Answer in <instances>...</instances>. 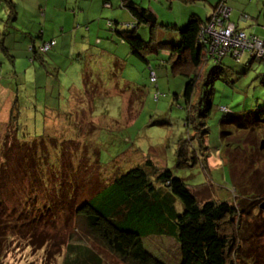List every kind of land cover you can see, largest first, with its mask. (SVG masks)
<instances>
[{
    "label": "trees",
    "instance_id": "16d2710c",
    "mask_svg": "<svg viewBox=\"0 0 264 264\" xmlns=\"http://www.w3.org/2000/svg\"><path fill=\"white\" fill-rule=\"evenodd\" d=\"M166 1L171 5L173 0ZM178 1L184 4L206 2V0ZM1 2L6 4L4 10L6 21L2 23L0 30V50L9 66L7 72L1 74L0 63V110L4 103L8 105L9 127L3 121L0 122V264L11 247L10 240L16 237L11 231L19 229V232L24 231L25 235L28 234L27 230L39 228L42 223L57 226V221L63 215L66 223H74L78 229L73 228V231L78 233H70L72 237L65 242L62 264H108L104 258L107 256L117 259L122 264H166L148 249L146 240L154 237H165L175 241L180 252L176 264H264L263 249L261 253H257L259 251L251 247L256 244L258 238L264 237V217L259 213L258 200L254 203L249 202L248 199L251 198L241 194L243 196H240L238 202L245 205L248 201L243 210L226 200H206L201 203L183 180L175 178L167 169H156L149 158L143 157L141 165L116 175L105 173L100 164L99 153H94L96 148H93V158L88 156L86 150L91 145L95 132L86 136L83 133L86 130L84 125L86 123L81 124L75 118L87 109H91L93 113L94 99H99L102 95L109 97L114 91L118 94L124 91L119 87L122 78L118 73L120 68L123 69L126 57L111 52V49L108 51L100 48L96 52V55L100 54L98 59L102 58L103 66H106L104 63L106 61L114 63L112 72L104 71L105 68L102 70L104 75L109 73L111 79L109 86L114 91L107 90V83L102 82L100 73L91 71L93 59L91 54L87 56L89 52L87 48H80L65 41L64 33L46 39V33L41 34L39 28H23L21 21L16 19V6L12 0ZM119 2L120 7L132 20L123 25L125 29H117L118 38L133 56L146 62L144 56L146 53L158 55L159 51L167 52L162 63L167 65L173 76H182L185 79L182 97L189 107V112L198 117L197 123L202 126L214 107L211 97L223 72L230 70L235 76L242 74L233 70L231 66L223 65L224 58L237 63L242 56L235 58L233 52L227 50L219 58L217 50L214 53L209 51L211 39L204 33L216 8L220 4L227 7L225 0H218L214 5L207 2L211 9L204 8V19L199 12L191 8L185 27L182 30L172 27L178 36L176 44L156 40L158 23L150 10L133 0ZM259 2L256 19H262L259 27L264 31V0ZM103 6L111 7L108 2ZM240 17L244 22L249 19L245 13ZM228 20L232 22L229 17ZM140 26L147 28L149 41L136 34L135 31ZM9 27L15 31L23 29V35L28 38L20 47L24 52L18 50L14 55L16 57L22 53L29 55L27 65H31V68L36 66L44 76L48 73L47 67H50L45 55L48 52L61 51L63 47L68 48L64 53H68L66 57L70 61L69 66L78 65L75 62L84 65L81 73L82 86L79 90L71 89L63 102V107L57 104V109L52 110L55 113L47 117L49 122H43V126L50 130L41 134L34 132L33 136L29 137L25 133L27 127L23 120L25 113L23 109H26V105L23 109L20 105L21 95H24L22 92L26 90L24 84L26 72L16 71V57L10 54L13 50L5 47L6 43L3 40L6 32H10ZM235 28L245 33L236 24ZM250 35L259 39L264 38L254 34L247 36ZM248 55L250 58L245 63L246 67H250L253 59L264 60L250 55L249 52ZM51 58L52 55L48 60L52 64ZM52 71L55 82L60 71L57 66L52 67ZM151 74L154 75V79L151 78ZM202 74L204 76L200 77ZM258 75L259 84L264 88V73ZM149 79L151 83H156L155 72H150ZM124 87L126 91L130 90V93L136 94L133 101L130 98L124 104L126 105L124 117L128 119L131 114L127 123L129 126L133 125L132 117L137 112L136 105L139 107L144 86L137 83L131 89L126 85ZM139 88L142 91L138 90ZM160 96L158 92L154 93L153 100L157 101ZM260 108L258 111L244 113L243 117H236L232 121L235 124L233 130L255 132V137L259 136L261 131L264 132V105ZM226 110L220 111L228 118L231 112L227 108ZM54 116L63 118V124L59 127L49 126L55 119ZM225 122L221 121L219 126L228 125L227 121ZM98 127L99 125L97 129ZM224 133L225 130L219 129V135ZM202 139L201 136V145ZM125 142L130 143L126 138ZM130 146L135 149L134 152L130 151V154L134 153V159L138 160L140 150L133 142ZM235 146L240 144L237 143ZM184 147L183 144L180 145L177 152L180 160L178 166H184L190 161L195 164L197 162L195 155L188 154ZM251 164L255 167L254 162L251 161ZM11 183L12 186L15 184V187L22 189L19 192H25L13 194L23 196V201L17 199L16 202L21 205L15 206L12 213L6 197L9 193L7 187ZM28 184L30 190L26 191L24 187H28ZM233 190L236 192V187H233ZM262 199L264 201V198ZM176 201L182 205L180 213L175 208ZM29 233L32 235L28 239L30 243L33 242L31 246L40 245L41 249L55 239L54 235L47 234V230ZM63 241L64 239L61 242Z\"/></svg>",
    "mask_w": 264,
    "mask_h": 264
},
{
    "label": "rangeland",
    "instance_id": "374dc122",
    "mask_svg": "<svg viewBox=\"0 0 264 264\" xmlns=\"http://www.w3.org/2000/svg\"><path fill=\"white\" fill-rule=\"evenodd\" d=\"M133 1L150 10L156 16L158 23L156 40L176 44L178 36L172 27L182 30L188 22L191 8L199 12L204 19V8L211 9L209 4L206 3L209 2L210 5H214L218 0L199 1L193 4H184L178 0H173L171 5L166 0ZM78 2H81L82 7L84 6V0H78ZM114 2H117V7H115ZM225 2L227 4L226 8H229V19L233 24L238 23L239 19L241 23L236 25L242 28L245 34H254L258 37L264 36V31L259 27L262 19H256L260 5L259 0H225ZM118 5L120 6L119 0H112V7L103 9L100 17L93 20L84 17L81 20L76 19V23L79 24L78 21H80V26L73 36H76V41L81 40L82 36L85 37L89 51H87L89 53H87V56L91 54V59H93L91 71L100 73L102 82L107 83V90H112L109 86L111 79L109 73L104 75L102 70L105 68L104 71L112 72L114 63L103 61L106 63V66H103L101 64L102 58L98 59L100 54L96 55V52L100 48L108 51L111 49V52L115 51L121 57H126L123 69L120 68L118 73L122 78L119 87L124 91L118 94L112 90L114 91L113 95L109 97L102 95L99 99L96 96L98 100L94 99L95 109L93 113L91 109H87L86 112L78 114L79 117L75 118L81 124L86 123L84 124L86 130L83 132L86 136L95 132L91 145L86 150L88 156L93 158V148H96L94 153H99L100 164L105 173H115L116 175L141 165L143 157L149 158L156 169H167L175 178L183 180L195 195L197 201L201 203L206 200H226L242 210L245 209L248 201L254 203L258 200V203H261L262 198H264V150H258V145L259 141L264 139V132L261 131L257 137L254 135L255 132H236L233 130L235 124L232 121L236 117H243L244 113L261 110L260 107L264 105V88L259 84L257 78L259 73H264V60L256 61L253 59L250 67H246L245 63L250 58L248 52H244L237 63H233L227 58L223 59L224 67L231 66L233 70L242 72V74L235 76L230 70L223 72L211 97L214 107L210 112V116L204 120V124L199 126L197 123L198 117L189 112V107L182 97L185 79L182 76H173L167 65L162 63L167 52L159 51L158 55L146 53L144 54L146 62L133 56L128 47L118 38L117 29H125L123 25L126 24L128 17L130 19L129 14ZM4 10H6V4L1 2L0 30L2 23L6 21ZM242 13L249 16V19L245 22L240 17ZM51 20V17H48L49 24H53ZM9 28L10 32H6L3 40L6 43L5 47L13 50L10 53L13 55L17 54L18 50L24 52L20 47L28 38L23 35V29L15 31L11 27ZM46 31V39L52 38L54 35L53 26L50 25ZM135 32L143 40L149 41L150 36L146 27L140 26ZM71 40L69 38L68 42L71 43ZM66 50L68 48L63 47L61 51H52L45 55L46 62L50 66L47 67L48 73L45 76L36 66L31 68V65H27L29 55L23 53L17 55L18 57L14 55L16 57V71L21 72L24 70L26 72L27 83L24 82L26 90L22 92L24 95H21L20 105L22 109L26 105V109H23L25 111L23 120L27 127L25 133L28 137L33 136L34 132L41 134L49 131L50 128L44 127L43 122H49L47 117H51L55 113L52 110L57 109V104L63 107V102L69 96L71 89L79 90L82 86L81 73L84 65L75 62L78 65L75 67L69 66L70 61L66 57L68 53H64ZM50 55H52L50 59L52 64L48 60ZM18 58H21V60ZM0 63L1 74H4L8 70L9 63L5 61L1 50ZM88 65L90 68V64ZM54 66H57L58 71H60L55 78V82H53L54 74L52 71ZM151 71L155 72L156 83L150 82L149 75ZM20 75L23 76L22 73ZM137 83L144 86L143 91L140 88L138 89L142 91V96L139 107L137 108L136 105L135 108L137 112L132 117L133 125L127 126L131 114L127 117L128 119L124 117L126 107L124 104L128 102L127 99L132 98L131 101H133L136 94L130 93V90L126 91L124 85L131 89ZM36 86L38 87L36 88ZM157 92L161 96L157 101H154L153 94ZM135 93L137 92L135 91ZM226 108L231 112V114H228V118L220 111L226 112ZM8 117V105L4 103L0 110V122L3 121L8 126ZM54 118L53 120L51 118L52 122L49 126L59 127L63 124L62 117L54 116ZM221 121L223 123L227 121L228 125L219 126ZM219 129L225 130L226 133L219 135ZM203 132L206 133L203 134ZM194 134H197V136L195 137ZM54 135L56 134L54 133ZM201 136L203 137L202 145L200 143ZM125 138L130 143H126ZM131 142L140 150L138 160H135L137 158L134 159V153L130 154V151L134 152L135 150L130 146ZM237 143L240 146H235ZM182 144L188 154L195 155L197 159L195 164L190 161L186 162L184 166H178L180 160L177 152ZM55 157L54 154L53 159ZM41 159L43 161V158ZM251 161L254 162L255 167L252 166ZM225 165L227 166L225 167ZM29 185L24 187V190L29 191ZM233 187H236V192ZM7 190L9 191L6 194L7 204L9 207L11 206V210H9L12 213L15 206L21 205L16 202L17 199L20 202L23 201V196H14L13 194L25 192H19L22 189L18 186L15 187V184L12 186V183L8 185ZM241 194L246 195V198H251L248 201L244 199V201H247L245 205L238 202L241 199L240 196H243ZM258 196L261 197L258 198ZM175 208L179 213L182 211V205L179 201H176ZM259 211L261 216L264 217V211L261 209ZM64 218V215L60 217L57 226L42 223L39 228L27 230L28 234L25 235H23L24 231L20 233L19 229L9 226L14 229L15 233L11 232L16 237L13 238L14 240H10L11 247L1 260V264H62V256L65 254V242H68L69 238L72 237L70 233L75 232L73 228L78 229L74 223H66ZM43 230H47L48 235L55 236L54 242L43 246L45 247L43 249L40 248V245L31 246L33 242L31 244L28 240L32 236L29 232L36 231V233H40ZM76 233L78 232L76 231ZM61 239H64V241L61 242ZM256 241V244L251 247L257 249L259 251L257 253H261L263 249L264 253V237L258 238ZM146 244L148 249L166 264H176L180 258L179 247L173 239L154 237L148 241L146 240ZM60 245L61 247H59ZM245 250H247V247ZM104 258L108 264H122L110 256Z\"/></svg>",
    "mask_w": 264,
    "mask_h": 264
},
{
    "label": "crops",
    "instance_id": "0c3cea01",
    "mask_svg": "<svg viewBox=\"0 0 264 264\" xmlns=\"http://www.w3.org/2000/svg\"><path fill=\"white\" fill-rule=\"evenodd\" d=\"M12 2L16 6V19L21 21L23 28L36 27L40 29L39 32L41 34H47L46 30H48L51 25L54 28L53 36L57 37L64 33L66 36L65 41L71 38L72 45L87 49L88 47L84 36H82L79 41H76V36H73L75 31L79 30L80 26V21H78V24L76 23V19L81 20V18L84 17L93 20L100 17L102 10L107 9L103 6L106 2L112 7V0H84L83 7L78 0H12ZM114 5L117 7V2ZM118 7L120 6L118 5ZM48 17H51L53 24H49L50 21L48 22ZM71 18L72 20H70ZM131 20L132 19L128 17L126 23H129ZM32 21L35 23H31ZM238 23H241L239 19ZM238 23L236 24L239 25Z\"/></svg>",
    "mask_w": 264,
    "mask_h": 264
},
{
    "label": "built area",
    "instance_id": "2783aa9c",
    "mask_svg": "<svg viewBox=\"0 0 264 264\" xmlns=\"http://www.w3.org/2000/svg\"><path fill=\"white\" fill-rule=\"evenodd\" d=\"M228 17V9L220 4L204 31L211 39L209 51L214 53L217 50L219 58L227 50L232 51L235 58L241 57L246 51L254 57L264 58V38L247 36L242 31H237L235 25L228 21ZM151 78L154 79L153 74Z\"/></svg>",
    "mask_w": 264,
    "mask_h": 264
},
{
    "label": "water",
    "instance_id": "95a60500",
    "mask_svg": "<svg viewBox=\"0 0 264 264\" xmlns=\"http://www.w3.org/2000/svg\"><path fill=\"white\" fill-rule=\"evenodd\" d=\"M228 10H229V8H227ZM212 16H213V14H212ZM229 21V20H228ZM230 22V21H229ZM230 23H232L233 24V22H230ZM235 25V24H234ZM259 149L260 150H263L264 149V140H262L261 142H260V146H259ZM259 209H261L262 211H264V201H262L260 204H259Z\"/></svg>",
    "mask_w": 264,
    "mask_h": 264
},
{
    "label": "bare ground",
    "instance_id": "6f19581e",
    "mask_svg": "<svg viewBox=\"0 0 264 264\" xmlns=\"http://www.w3.org/2000/svg\"><path fill=\"white\" fill-rule=\"evenodd\" d=\"M246 52H248V51H246Z\"/></svg>",
    "mask_w": 264,
    "mask_h": 264
}]
</instances>
